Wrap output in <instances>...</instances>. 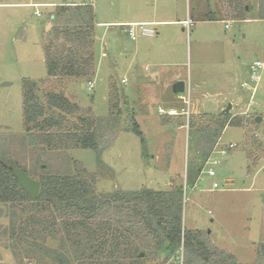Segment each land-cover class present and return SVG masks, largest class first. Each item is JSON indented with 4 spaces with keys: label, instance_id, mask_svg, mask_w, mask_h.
Wrapping results in <instances>:
<instances>
[{
    "label": "rangeland",
    "instance_id": "374dc122",
    "mask_svg": "<svg viewBox=\"0 0 264 264\" xmlns=\"http://www.w3.org/2000/svg\"><path fill=\"white\" fill-rule=\"evenodd\" d=\"M17 1L20 0H0ZM154 1L94 0L93 4L96 2L99 6L96 12L99 19H110L118 14L145 18V5L153 7ZM178 1L183 13L188 5L194 20L213 17L215 21L186 28L176 47L178 52L174 59L177 65L174 67L157 72L150 67L146 73L145 37L132 41L125 35L122 46L126 50L144 44L131 70L128 65L133 61L132 54L124 56L121 61L111 58L115 69L109 58L103 60L98 73L96 71L89 78L70 80L57 77L45 82L42 81L47 78V67L42 52L46 34L44 22L49 9H36L43 15L38 18L34 9L0 7V160L23 171L40 185L45 176L93 178L97 196L102 199L114 196L120 201L100 210L94 222L98 230L103 223H110L113 231L136 225L140 229L144 220L133 217L134 210L142 212L146 219L150 216L145 205L136 206L134 198L138 193L181 190L184 232L200 231L213 247L233 256L238 264H264V71L253 99L252 90L242 88L244 82L252 84L251 66L257 61L264 62V21L225 20L220 11L221 4L228 13L225 0H219L220 3L218 0ZM251 4V18L264 16V0H251ZM78 23L79 20L67 16L55 23L53 29L51 24L46 44L56 40L54 30L57 27L74 28L79 27ZM13 24L18 26L10 31ZM98 31L101 32L95 28L94 39ZM109 40L106 42L112 53L114 50ZM61 43L62 40L55 45ZM94 47L88 51L96 53V45ZM155 72L157 78L154 80L149 76ZM145 74L148 76L146 80ZM122 79L127 83L122 84ZM27 80L37 83L36 103L45 107L40 125L51 115L46 98L48 92L62 93L78 107L73 114L62 112L66 121L60 130L46 128L44 131L34 127L32 132H24L23 94ZM111 81L117 84L118 90V105L115 107H110ZM178 81L187 85L186 100L175 101L179 110L187 109L189 83L190 101L197 100L206 107L211 102L224 104L218 108L197 110V114L189 116H172L174 119L160 114L159 106L167 111L169 107L164 102L176 96L174 86ZM89 82L94 83L93 90L89 89ZM229 105L232 106L230 111L227 110ZM257 118L261 121L257 122ZM91 124L96 148L68 142L75 129H79L77 135L80 139L85 140V130ZM166 124L171 126H164ZM136 128L142 137L134 132ZM215 130H218L219 137L214 148L218 145V148L225 149L230 144H237V147L229 150L226 156H218L221 162L213 167L214 177L207 173L200 175L205 155L197 151L200 149L198 132ZM58 133L65 141H50L51 145L44 143L47 135ZM207 170L208 167L205 172ZM214 183L219 185L218 189L213 187ZM10 207L0 204V264H63L57 255H50L51 252L73 259L74 248L62 225L47 238L43 252H33L31 242L17 246L15 239L10 237L12 220L17 214ZM50 214L60 217L55 206L50 208L47 216ZM152 221L163 237L159 220ZM62 222L63 219L59 221ZM148 233L145 227V233H138L131 240L139 247L144 264H165L166 253L172 256L182 247L185 264H205L187 249L183 237L178 248L166 242L165 249L158 250L156 244L159 242ZM108 240L113 242L115 235H109ZM205 260L208 264H222L223 261L209 256ZM225 261L232 264L231 260Z\"/></svg>",
    "mask_w": 264,
    "mask_h": 264
},
{
    "label": "trees",
    "instance_id": "16d2710c",
    "mask_svg": "<svg viewBox=\"0 0 264 264\" xmlns=\"http://www.w3.org/2000/svg\"><path fill=\"white\" fill-rule=\"evenodd\" d=\"M221 1L223 2V0ZM225 1L228 6V13H226L229 19L244 20L252 8L251 0ZM67 16L71 17V20L72 18L79 20V27L64 29L57 27L54 30L56 31V40L45 44L49 79L92 77L97 71L98 63L96 53L88 51L91 50V47L95 48L96 45V39H94V7L90 4L59 7L52 19V29L55 28V23L60 20L63 21ZM60 40L63 43L60 46L55 45V42ZM116 86L117 84L111 81L110 107L118 105ZM36 88L37 83L30 80L24 82L25 131L32 132L34 127L44 131L46 128H58L60 130L65 120L61 115L62 112L73 114L78 107L72 105L64 94L48 92L46 98L51 115L43 120V125H40L39 119L44 117L45 107L36 103ZM232 121L230 125H232ZM82 123L86 124V122ZM91 127L92 124L88 125L85 130V140L80 139L77 135L79 129H75V133L70 134L68 142H73L76 146L82 145L84 148H96L95 135L91 131ZM134 132L142 137L139 128H136ZM201 132H198L200 133L198 137L200 149L198 148L197 151L207 155L218 142V130L211 133ZM62 138V134H50L46 136L44 143L51 145L50 141H65ZM14 170L12 166L0 160V204L12 206L10 209H14L15 214H17L12 220L10 230V237L15 239L17 246L31 242L30 246L33 252H43L46 249L47 238L53 236L58 226L62 225L68 241L72 243L74 248V257L70 259L65 257L66 255H59L58 252H51L50 255H57L63 264H144V260L139 254V247L131 240L138 236V233H145L146 227L149 231L148 234L159 242L156 244L158 250H164L166 242L171 243L172 247L178 248L183 237L187 249L191 250L205 264H208L205 260L206 256L219 258L223 260L222 264H226L225 259L231 260L232 264H238L233 256L213 247L212 243L206 240L200 231H183V191L181 190H176L175 193L144 190L136 195L137 197L134 198L137 203L136 206L138 207V204L145 205L148 209V216H150V219H146V215L134 210L133 217L136 216L144 220L140 228L141 231L138 229V225L130 228L131 230L118 229L113 231L110 223H103L98 230L95 229L94 222L98 218L100 210L110 207L118 199L114 196L104 197V199L97 196L93 178L89 180L82 175L42 177L41 192L33 200L19 184L14 175ZM123 201L128 202L127 199ZM53 206L58 208L60 217L56 214L47 216ZM18 211L20 212L19 216ZM61 219L63 222L60 224ZM153 219L159 220L161 225L159 229L163 231V237L152 225ZM111 234L115 235L113 242L108 240V236ZM126 234L129 236L127 237ZM169 250L168 252H170ZM262 253H264V246ZM166 254L167 258L171 255V253Z\"/></svg>",
    "mask_w": 264,
    "mask_h": 264
},
{
    "label": "crops",
    "instance_id": "0c3cea01",
    "mask_svg": "<svg viewBox=\"0 0 264 264\" xmlns=\"http://www.w3.org/2000/svg\"><path fill=\"white\" fill-rule=\"evenodd\" d=\"M96 1V0H95ZM71 2V0H29L23 2V0L17 1V2H0L1 8H28V9H34V15L38 18H41L43 15L39 10H36L38 8H48L49 11L47 12L46 16L47 21L44 22L45 30V38L43 41V61L46 64V55H45V44L47 40V36L49 33V30L51 29L52 19L58 10L59 7L62 6H68V4ZM219 2V0H218ZM180 2L178 0H155L153 7L149 5H145V18L137 17V18H131L130 15L124 16L122 15H115L114 17L111 16L110 19H105L104 17L99 19L96 15V12L99 11L98 4H92L95 11V28L98 30L97 37H96V55L98 59L97 63V73L100 70V64L103 62V60L109 58L110 62L113 65V69L116 68L114 64L115 58H117L119 61H121V58L124 56H128L132 54V62L128 65V69L131 70V66L134 67L136 57L140 55L141 46L135 45V49L129 50L126 48H123L122 46V40L123 36L127 35L124 32V26L129 24H150L153 25L154 29L156 30V35L154 37H145V72L149 73L150 67H153L156 72L157 71H163L164 68L167 67H174L177 65V61L174 59V56L178 50L176 49L177 46H179L178 42L179 40H182L183 35L186 32V28L192 27L194 24H207L215 21V18L209 17V18H200L197 20H194L191 16V13L189 11V7L187 5V11L182 12L180 10ZM220 3V2H219ZM252 9V8H251ZM247 13L246 19L240 20V22H257V21H264V16H260V18H251L250 12ZM220 11L221 14L225 15V20H230L227 16V13L225 12V9L222 8V5L220 4ZM257 11H260V8L257 9ZM39 12L41 16H37L36 13ZM126 14V13H125ZM263 15V13H260ZM112 15V13H111ZM23 16V15H22ZM5 23V22H4ZM18 26V24H13L10 26L9 30L12 31L15 29V27ZM227 26V25H226ZM8 28V27H7ZM38 30V29H37ZM119 30V31H118ZM110 35V37H108ZM1 37V34H0ZM112 42L111 47L114 50V52L111 53L109 51L107 40ZM112 39V40H111ZM164 45V46H163ZM104 48V50H103ZM178 48V47H177ZM111 53V54H110ZM162 57L161 59H158L159 57ZM167 56V57H166ZM111 58H113L111 60ZM174 59V60H173ZM124 64L127 65V60L124 61ZM132 64V65H131ZM47 67V64H46ZM149 69V70H148ZM156 72L153 73L152 76H149L155 80L157 78ZM156 76V77H155ZM148 76L145 74V80ZM160 77V76H159ZM49 79L48 72H47V78L43 81H46ZM72 80L73 78H67ZM122 79V84L123 83ZM42 81V82H43ZM181 81H178L179 83ZM184 82V81H183ZM177 83L174 86V93L176 96L168 100L165 103L166 106H168V110H176L179 117L186 116L187 112L189 111L190 114H197L199 110H203L206 108L209 109L212 106L220 107L224 102H211L209 103L210 106L206 107V104H201L199 101L196 100L190 101V93H191V85L189 83V89H188V96H187V109H178L175 107L177 104L176 100H186L184 94L187 90V85L185 88L184 93H177L175 91V87ZM186 84V83H185ZM183 94V95H182ZM178 105V104H177ZM163 109L161 106H159V109ZM198 110V111H197ZM204 111V110H203ZM170 119H174L175 117L169 116ZM164 126H171L169 124H166ZM184 126H181L180 128H183ZM25 132V128H24Z\"/></svg>",
    "mask_w": 264,
    "mask_h": 264
},
{
    "label": "built area",
    "instance_id": "2783aa9c",
    "mask_svg": "<svg viewBox=\"0 0 264 264\" xmlns=\"http://www.w3.org/2000/svg\"><path fill=\"white\" fill-rule=\"evenodd\" d=\"M94 3V0H78V2H75V0H72V3L68 4L70 6H85V5H92ZM37 16H41L39 12L36 13ZM153 25L150 24H129L124 26V32L129 36V38L132 41H137L139 38L142 37H154L157 33L156 30L153 28ZM228 28V25L226 26ZM264 71V62L257 61L251 66V83L249 84L244 82L242 84V88L245 90H252V96L251 99L254 98V95L258 89L259 83L262 79V73ZM123 83H126V80H123ZM89 89H94V83L89 82L88 83ZM159 113L163 115L168 116H177L178 113L176 110H169L165 111L163 109H159ZM190 113L187 112V116H189ZM237 147V144H230L225 149L218 148V145L207 155H205V161L204 166L199 170L200 175H203L204 173H207L210 177H214L216 175L214 168L215 166L219 165L221 160L218 156H226L229 150L235 149ZM208 167V170L205 172V168ZM200 177L198 178V180ZM203 179H201L202 181ZM213 187L215 189L219 188V185L217 183L213 184ZM186 191H188V187L186 185ZM184 244V242H183ZM185 254H184V247H182L181 250L174 253L172 256H170L165 264H185Z\"/></svg>",
    "mask_w": 264,
    "mask_h": 264
},
{
    "label": "water",
    "instance_id": "95a60500",
    "mask_svg": "<svg viewBox=\"0 0 264 264\" xmlns=\"http://www.w3.org/2000/svg\"><path fill=\"white\" fill-rule=\"evenodd\" d=\"M72 3V0L71 2ZM69 3V4H70ZM186 88L185 82L181 81L177 83L175 87V91L177 93H184ZM232 108L231 105L228 106L227 110L230 111ZM257 122L261 121V118L256 119ZM14 175L17 177L19 184L25 189V191L29 194L31 199H36L41 192V185L31 179L27 174L20 170H14ZM144 256V255H143Z\"/></svg>",
    "mask_w": 264,
    "mask_h": 264
}]
</instances>
